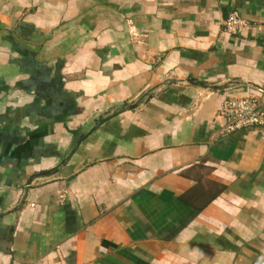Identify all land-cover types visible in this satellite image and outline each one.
Masks as SVG:
<instances>
[{
	"label": "crops",
	"instance_id": "obj_1",
	"mask_svg": "<svg viewBox=\"0 0 264 264\" xmlns=\"http://www.w3.org/2000/svg\"><path fill=\"white\" fill-rule=\"evenodd\" d=\"M249 94L264 0H0V264H264Z\"/></svg>",
	"mask_w": 264,
	"mask_h": 264
},
{
	"label": "built area",
	"instance_id": "obj_2",
	"mask_svg": "<svg viewBox=\"0 0 264 264\" xmlns=\"http://www.w3.org/2000/svg\"><path fill=\"white\" fill-rule=\"evenodd\" d=\"M247 25L238 11H232L225 21L226 30L234 35L242 33ZM218 118L222 121L220 130L224 134L256 129L264 140V95L228 98L223 102Z\"/></svg>",
	"mask_w": 264,
	"mask_h": 264
}]
</instances>
